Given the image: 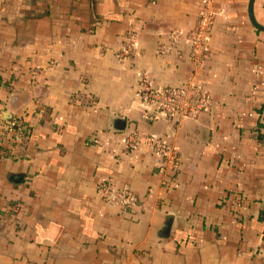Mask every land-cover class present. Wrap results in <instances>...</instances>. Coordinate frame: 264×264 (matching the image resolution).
Segmentation results:
<instances>
[{
  "label": "crops",
  "instance_id": "1",
  "mask_svg": "<svg viewBox=\"0 0 264 264\" xmlns=\"http://www.w3.org/2000/svg\"><path fill=\"white\" fill-rule=\"evenodd\" d=\"M249 1L0 0V264H264V30ZM206 8L202 62L184 38L159 52ZM253 15L264 26V0ZM132 21L138 48L120 59ZM143 76L198 84L209 104L146 118ZM150 136L177 149V174L158 171ZM103 179L145 206L104 200Z\"/></svg>",
  "mask_w": 264,
  "mask_h": 264
},
{
  "label": "built area",
  "instance_id": "2",
  "mask_svg": "<svg viewBox=\"0 0 264 264\" xmlns=\"http://www.w3.org/2000/svg\"><path fill=\"white\" fill-rule=\"evenodd\" d=\"M213 15L206 8L200 12L196 27L186 36L180 30H170L167 33L166 44H162L159 52L170 53L176 48L184 38L190 46V56L197 63L202 62L206 55L207 38L212 29ZM133 21L126 32V42L117 53L120 59L132 57L137 51V31L134 29ZM136 96L146 108L144 115L146 118L155 119L158 116H165L168 121L179 122L184 117H197L201 111L205 110L210 101V94L198 84L189 82L182 86L155 87L147 76H143ZM2 102L0 100V125L2 120ZM19 122L9 121L5 123L6 128L15 130L14 137L21 140L27 133L26 126H19ZM15 127V128H14ZM17 127V128H16ZM158 156L156 164L161 173L177 174L179 168V155L177 149L164 136H150L145 140ZM139 144L137 133L131 132L127 138V145L134 149ZM98 188L104 200L118 204L126 210L145 206L144 200L130 187H117L109 179L99 182Z\"/></svg>",
  "mask_w": 264,
  "mask_h": 264
},
{
  "label": "water",
  "instance_id": "3",
  "mask_svg": "<svg viewBox=\"0 0 264 264\" xmlns=\"http://www.w3.org/2000/svg\"><path fill=\"white\" fill-rule=\"evenodd\" d=\"M253 3H254V0H250L249 1V15H250V18L253 22V24L259 28V29H262L264 30V26L260 25L257 23V21L255 20L254 18V15H253ZM113 121H114V127L115 128H118V129H124L125 127V123H126V120L124 118H121V117H115L113 118Z\"/></svg>",
  "mask_w": 264,
  "mask_h": 264
}]
</instances>
